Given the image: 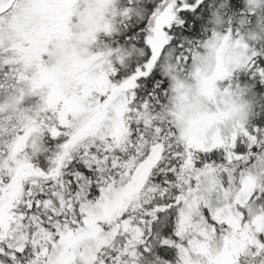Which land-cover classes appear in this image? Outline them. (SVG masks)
<instances>
[{
	"label": "snow or ice",
	"instance_id": "1",
	"mask_svg": "<svg viewBox=\"0 0 264 264\" xmlns=\"http://www.w3.org/2000/svg\"><path fill=\"white\" fill-rule=\"evenodd\" d=\"M0 264H264V0H0Z\"/></svg>",
	"mask_w": 264,
	"mask_h": 264
}]
</instances>
